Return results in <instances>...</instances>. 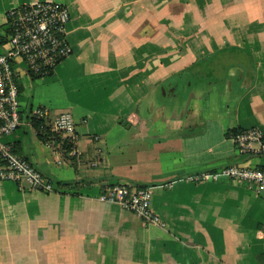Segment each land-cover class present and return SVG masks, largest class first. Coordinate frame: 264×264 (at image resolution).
I'll return each instance as SVG.
<instances>
[{
	"label": "crops",
	"instance_id": "1",
	"mask_svg": "<svg viewBox=\"0 0 264 264\" xmlns=\"http://www.w3.org/2000/svg\"><path fill=\"white\" fill-rule=\"evenodd\" d=\"M38 2L68 7L73 54L24 76L21 106L70 112L82 155L6 139L56 192L0 181V264H264V199L220 173L264 166L229 135H264V0H0V41ZM115 183L149 187L163 226L100 200Z\"/></svg>",
	"mask_w": 264,
	"mask_h": 264
},
{
	"label": "built area",
	"instance_id": "2",
	"mask_svg": "<svg viewBox=\"0 0 264 264\" xmlns=\"http://www.w3.org/2000/svg\"><path fill=\"white\" fill-rule=\"evenodd\" d=\"M70 20V11L63 4L38 2L19 6L7 13L6 32L0 41V181L15 182L46 194L56 192L55 185L6 139L23 125L34 128V122L40 121L50 133L45 140L47 147L68 160L81 159L77 125L70 112L53 116L49 108L42 106L24 111L20 102L24 76H51L73 54L67 31ZM231 139L240 154L264 157V135L260 129H241ZM99 141V136H95L94 143ZM100 156L101 150L96 149L89 165L98 166ZM62 162L58 160V164ZM220 173L264 199V166L234 164L225 166ZM208 176L214 174L203 173L198 179L204 181ZM99 199L120 205L146 224L163 226L152 209L149 187L115 183L108 185Z\"/></svg>",
	"mask_w": 264,
	"mask_h": 264
},
{
	"label": "trees",
	"instance_id": "3",
	"mask_svg": "<svg viewBox=\"0 0 264 264\" xmlns=\"http://www.w3.org/2000/svg\"><path fill=\"white\" fill-rule=\"evenodd\" d=\"M33 125H34V128L39 133V136L42 139H44V141H45L50 135L49 130L47 128H45V126H42V122H40V121H35ZM238 131L239 130H232L229 132V135H233V134L237 133ZM14 148H15L16 152L20 153V147L18 145H16Z\"/></svg>",
	"mask_w": 264,
	"mask_h": 264
},
{
	"label": "rangeland",
	"instance_id": "4",
	"mask_svg": "<svg viewBox=\"0 0 264 264\" xmlns=\"http://www.w3.org/2000/svg\"><path fill=\"white\" fill-rule=\"evenodd\" d=\"M5 34V33H4ZM40 171V170H39Z\"/></svg>",
	"mask_w": 264,
	"mask_h": 264
}]
</instances>
